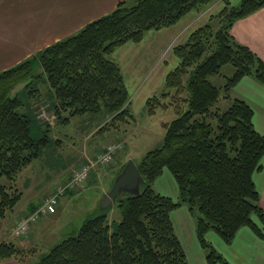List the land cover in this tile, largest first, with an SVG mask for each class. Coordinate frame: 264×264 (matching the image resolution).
<instances>
[{
	"label": "trees",
	"instance_id": "16d2710c",
	"mask_svg": "<svg viewBox=\"0 0 264 264\" xmlns=\"http://www.w3.org/2000/svg\"><path fill=\"white\" fill-rule=\"evenodd\" d=\"M212 1L122 2L79 33L0 72V224L22 198L15 184L19 175L40 156L47 141V136H33L32 121L19 112L23 103L13 92L25 84L23 91L30 88L35 96L39 90L32 84L44 77L42 82L56 97L51 110L59 119L104 111L112 120L131 123L135 117L129 95L120 68L109 56L117 47L139 42L146 32L169 27ZM228 4L212 18L218 25L222 19L220 30L214 32L210 22L175 48L178 67L167 76L164 91L146 103L150 114L166 106L177 114L164 124L161 146L136 163L143 178L141 192L118 198L117 228L113 230L106 211L101 212L87 218L77 235L28 264H189L171 220V212L183 205L195 213L197 236L209 264H229L207 242L209 231L226 243L246 226L264 238V210L254 183V174L262 168L264 137L254 128L252 108L230 98L232 87L245 76L264 85V62L230 32L237 20L264 7V0H242L233 8ZM226 65L232 66L233 75L223 86L214 84L212 78ZM222 98L231 100L225 110L219 107ZM166 169L176 179L177 200L153 188ZM34 250L0 239V262L27 264Z\"/></svg>",
	"mask_w": 264,
	"mask_h": 264
},
{
	"label": "crops",
	"instance_id": "0c3cea01",
	"mask_svg": "<svg viewBox=\"0 0 264 264\" xmlns=\"http://www.w3.org/2000/svg\"><path fill=\"white\" fill-rule=\"evenodd\" d=\"M126 1L129 0H0V72L15 67L34 57L44 48L79 33L89 23L111 14L120 3ZM241 1L219 0L202 9L192 10L177 23L158 30H150L141 41L127 42L111 53L109 58L120 68L129 95L128 107L135 117V120L128 124L130 125L128 129L122 133L128 158L132 157L136 163L140 162L147 152L160 147L165 135L164 124L176 118L177 113L172 106L158 107L153 114L146 110L147 101L164 91L167 76L179 65L175 48L186 44L196 30L213 22L212 18L221 13L226 2L236 6ZM230 32L236 42L247 47L264 62V7L237 20ZM233 73L234 69L226 65L220 75L212 78V82L216 84L217 80L216 85L223 86L225 79L231 77ZM230 98L244 101L252 108L254 128L264 137V85L252 76H245L232 87ZM231 100L222 98L219 107L222 110L227 109L231 105ZM47 105L48 103L44 106ZM162 112L164 117L159 118ZM155 116L158 118L160 132L152 141L146 143L143 140V130L139 126ZM90 151L91 148L82 149L80 162L86 160ZM143 153L144 156L140 159L135 158L136 155L141 156ZM91 155L93 157V153ZM122 168L123 164L120 163L114 177L111 173L107 179L96 180L100 182L97 183L100 187L96 200L97 207ZM93 183H96L95 180H92L85 189L90 188ZM254 183L260 194V205L264 210V156L262 168L254 174ZM21 186L22 190L28 187L26 183ZM153 188L158 194L173 200L179 197L176 179L167 169L156 178ZM21 200L14 211L1 222L0 239L13 241L24 250L35 249L34 252L37 253L38 246L31 244L35 239L32 232L38 228L42 219L32 225V231L27 237L18 239L11 236L16 219L23 215L27 216L31 211L30 206L34 204L29 196L23 198V193ZM45 216L50 218L54 215ZM171 220L189 264H209L206 251L197 236L195 213L183 205L171 212ZM206 240L229 264H264V238L259 237L250 227H242L231 243H226L214 231L206 234ZM0 264L19 262L11 259Z\"/></svg>",
	"mask_w": 264,
	"mask_h": 264
},
{
	"label": "rangeland",
	"instance_id": "374dc122",
	"mask_svg": "<svg viewBox=\"0 0 264 264\" xmlns=\"http://www.w3.org/2000/svg\"><path fill=\"white\" fill-rule=\"evenodd\" d=\"M215 1L219 0H214L207 5ZM228 5L232 8L235 7L232 4ZM221 21L222 19H219L220 26L217 24V20L213 21L214 32L221 29ZM225 22L223 19V23ZM228 67L232 66L228 65ZM42 79L45 78H39L32 84V87L39 90L35 96H31L28 92L30 88L23 91L25 84L14 92L15 95L19 93V98L23 103L18 109L19 112L28 115L32 121L33 136L37 138L47 136L46 145L40 156L15 183L16 187L22 191L23 198L29 196L34 203L30 206L29 210L31 211L27 217L32 218L38 214V220L35 223L42 219L38 228L32 232L35 234V239L31 241V244L38 246V250L35 257L32 256L27 264L36 262L63 240L77 235L82 223L87 218L102 212L99 208L100 204L98 207L96 205L97 194L100 192V187L97 184L100 182L96 180L98 178L107 179L111 173L114 177L118 171V165L122 163L124 167L132 158H128L124 149L125 139L122 133L130 126L129 123H125L124 118L112 120L110 115L103 113L104 111L98 113L88 111V113L69 118L68 121L59 119L51 110V106L56 103V97L50 94L48 85L43 83ZM215 83L218 84L217 80ZM45 98L46 100L42 101ZM44 103L45 105L48 103L47 107L43 105ZM162 117H164L163 112L159 118ZM157 122L158 118L155 116L149 118L147 123L140 124L139 127L144 132H142L143 140L146 143L152 141L159 134L160 126ZM94 147L96 150L93 151ZM107 147H113L112 160L103 164L99 162V158L105 154ZM88 148H91L90 155L88 154L86 160L80 162L79 157L82 156V149ZM91 153H93V157ZM143 156L144 153L141 156L136 155L135 158L140 159ZM86 165L91 168L87 179L80 184L72 182L74 181L72 177ZM93 177L95 179L92 180H95L96 183L85 189L92 182L91 178ZM23 183L28 186L24 190L21 186ZM81 189L83 190L81 191ZM56 195L59 197L57 209L59 205L60 208L50 214L54 216L46 218L45 215H40L39 211H43L48 200ZM106 213L112 229L115 230L121 220V211L117 205H114ZM24 217L26 215L17 218L15 226ZM14 227L11 229L12 237H15ZM29 231L26 237L31 233L32 226Z\"/></svg>",
	"mask_w": 264,
	"mask_h": 264
},
{
	"label": "water",
	"instance_id": "95a60500",
	"mask_svg": "<svg viewBox=\"0 0 264 264\" xmlns=\"http://www.w3.org/2000/svg\"><path fill=\"white\" fill-rule=\"evenodd\" d=\"M142 184L143 178L138 166L133 159H130L122 171L115 177L110 190L103 196L99 208L102 212L107 211L124 194L139 195Z\"/></svg>",
	"mask_w": 264,
	"mask_h": 264
},
{
	"label": "built area",
	"instance_id": "2783aa9c",
	"mask_svg": "<svg viewBox=\"0 0 264 264\" xmlns=\"http://www.w3.org/2000/svg\"><path fill=\"white\" fill-rule=\"evenodd\" d=\"M112 153H113V147H107L105 154L99 158V162L105 164L112 160ZM90 166L86 165L80 169V172H78L76 175L72 177L75 184H80L81 182L85 181L89 175ZM58 196H54L48 200L46 203L47 205L43 209V211H39L40 215H48L56 212L57 206H58ZM38 220V214H36L34 217H24L20 222L17 223V225L14 228V235L18 237H22L26 234H28L30 227L33 223H35Z\"/></svg>",
	"mask_w": 264,
	"mask_h": 264
}]
</instances>
